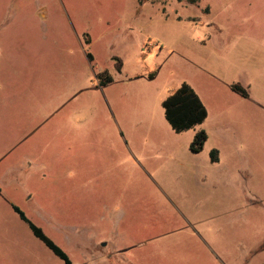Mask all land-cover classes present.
Returning a JSON list of instances; mask_svg holds the SVG:
<instances>
[{
  "label": "rangeland",
  "instance_id": "obj_1",
  "mask_svg": "<svg viewBox=\"0 0 264 264\" xmlns=\"http://www.w3.org/2000/svg\"><path fill=\"white\" fill-rule=\"evenodd\" d=\"M13 206L72 264H264V0H0V264H65Z\"/></svg>",
  "mask_w": 264,
  "mask_h": 264
},
{
  "label": "trees",
  "instance_id": "obj_2",
  "mask_svg": "<svg viewBox=\"0 0 264 264\" xmlns=\"http://www.w3.org/2000/svg\"><path fill=\"white\" fill-rule=\"evenodd\" d=\"M88 59L92 60V56L88 54ZM108 78L106 82L111 81ZM236 90L243 96H248V92L240 86H236ZM165 118L170 127L176 133H181L201 125L207 118L208 112L199 96L187 85H183L176 93L163 102ZM208 139L205 130L201 129L197 132L195 139L191 145V150L195 153L202 151L204 144ZM211 161L216 163L219 161V152L214 149L211 152ZM14 211L20 219L25 222L31 229L34 236L39 239L55 256L62 260L65 264H72L66 252L51 240L41 228L32 223L26 214L17 206H13Z\"/></svg>",
  "mask_w": 264,
  "mask_h": 264
}]
</instances>
